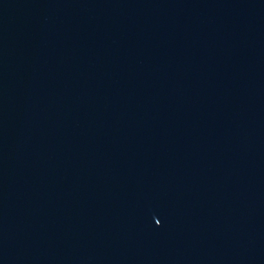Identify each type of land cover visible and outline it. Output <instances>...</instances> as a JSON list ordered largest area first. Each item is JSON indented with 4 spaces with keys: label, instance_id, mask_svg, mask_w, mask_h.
I'll list each match as a JSON object with an SVG mask.
<instances>
[{
    "label": "water",
    "instance_id": "95a60500",
    "mask_svg": "<svg viewBox=\"0 0 264 264\" xmlns=\"http://www.w3.org/2000/svg\"><path fill=\"white\" fill-rule=\"evenodd\" d=\"M214 130L264 197V0H86Z\"/></svg>",
    "mask_w": 264,
    "mask_h": 264
}]
</instances>
